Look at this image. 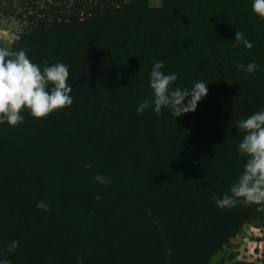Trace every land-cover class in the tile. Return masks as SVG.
Segmentation results:
<instances>
[{"label":"trees","instance_id":"1","mask_svg":"<svg viewBox=\"0 0 264 264\" xmlns=\"http://www.w3.org/2000/svg\"><path fill=\"white\" fill-rule=\"evenodd\" d=\"M1 18L22 27L10 48L41 67L69 65L74 100L34 132L27 111L22 124L0 125V255L209 264L243 224L264 221V206L214 199L243 171L236 121L264 108V18L252 0H0ZM238 30L252 49L233 47ZM154 60L179 75L174 86L207 82L194 112H136L153 95ZM253 60L254 77L236 67Z\"/></svg>","mask_w":264,"mask_h":264},{"label":"clouds","instance_id":"2","mask_svg":"<svg viewBox=\"0 0 264 264\" xmlns=\"http://www.w3.org/2000/svg\"><path fill=\"white\" fill-rule=\"evenodd\" d=\"M252 11L259 18H264V0H252ZM233 41V47H254L253 42L239 30ZM164 67L163 60L153 61L149 73L153 95L139 103L136 112L143 113L150 107L157 115L165 108L175 117L194 112L198 103L207 97V82L201 79L191 87L174 86L179 75L166 73ZM236 67L254 77L260 66L253 60ZM69 76V65L61 61L53 64L44 61L41 67L32 61L26 49L0 46V125L22 124L25 111L34 118H45L55 110L70 107L74 97ZM235 126L237 132L244 133L237 145L238 155L245 158L243 171L231 184L229 192L214 197L215 203L219 208H233L238 204L264 206V108L237 120ZM37 207L45 212L51 210L43 200L37 202ZM18 246L19 241L13 240L7 251L11 253ZM0 264L12 262L0 255ZM77 264H84L83 258H78Z\"/></svg>","mask_w":264,"mask_h":264},{"label":"rangeland","instance_id":"3","mask_svg":"<svg viewBox=\"0 0 264 264\" xmlns=\"http://www.w3.org/2000/svg\"><path fill=\"white\" fill-rule=\"evenodd\" d=\"M150 7H157L161 0H148ZM22 30L18 21L0 19V46L11 47ZM39 118L28 121L26 129L34 132ZM264 264V221L245 223L209 260V264Z\"/></svg>","mask_w":264,"mask_h":264}]
</instances>
